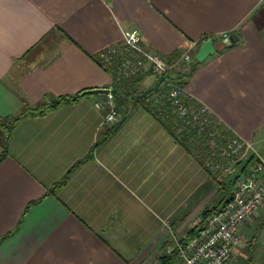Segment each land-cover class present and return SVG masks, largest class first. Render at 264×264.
Instances as JSON below:
<instances>
[{
	"label": "crops",
	"instance_id": "obj_1",
	"mask_svg": "<svg viewBox=\"0 0 264 264\" xmlns=\"http://www.w3.org/2000/svg\"><path fill=\"white\" fill-rule=\"evenodd\" d=\"M132 28L167 59L200 42L195 57L211 39L218 50L185 78V91L264 159V0H0V119L22 98L93 92L13 130L0 161V264H181L176 241L231 199L232 187L219 188L142 105H122L126 121L95 147L110 125L94 90L114 85L98 55ZM224 33L239 40L225 48ZM238 232L230 264H264V196Z\"/></svg>",
	"mask_w": 264,
	"mask_h": 264
},
{
	"label": "built area",
	"instance_id": "obj_2",
	"mask_svg": "<svg viewBox=\"0 0 264 264\" xmlns=\"http://www.w3.org/2000/svg\"><path fill=\"white\" fill-rule=\"evenodd\" d=\"M123 42L107 47L99 55L101 67L115 82L136 79L140 76H160L164 80L157 92L146 97V103L162 120H171L179 138L204 140L209 157L204 161L212 176L218 174L234 177L231 199L221 210L212 212L206 225L187 241H176L175 253L181 264H230L235 250L241 245L240 225L252 218L264 196V159L247 141L220 131L222 124L202 105L192 104L185 88L172 78L173 72L190 69L193 50L200 42L191 43L174 59H167L148 51L142 44L143 36L138 28L122 32ZM227 33L221 34L224 39ZM211 39L201 41V44ZM95 106L105 109L104 124L114 125L120 113L112 93ZM227 130V129H226ZM240 162L230 173V169ZM239 165L243 167L239 172ZM218 181H221L217 178Z\"/></svg>",
	"mask_w": 264,
	"mask_h": 264
},
{
	"label": "trees",
	"instance_id": "obj_3",
	"mask_svg": "<svg viewBox=\"0 0 264 264\" xmlns=\"http://www.w3.org/2000/svg\"><path fill=\"white\" fill-rule=\"evenodd\" d=\"M228 48V47H225ZM220 52V51H218ZM191 75L190 69L186 72H173L172 78L176 80L181 86H185L186 79ZM145 78V76H140L136 79H130V80H124L115 82L113 80V90L112 93L114 95L115 101L116 99L120 101L121 105L129 106V105H142L163 127L164 129L174 137L175 141L179 143L208 173V175L214 179V181L217 183L218 187L221 189H228L231 188L234 184V179L228 180V182L224 183L222 181H218L215 176H212V174L209 172V170L205 167L204 161L209 157V153L207 148L204 146V140L202 138H193L187 139V138H179L175 134L174 126L171 122V120H162L160 117L156 115V113L153 112L152 109L148 106V104L145 102L146 98L142 100H129V97L133 94H139L142 93L146 88L139 89L138 86L140 82ZM93 92H79L74 95H67V96H51L47 95L45 96L40 102H38L35 105H31L28 101L22 98V107L18 113H16L14 116H12L9 119H0V146H1V154H0V161H2L7 155H8V143L11 138V134L15 127L18 125L20 121L26 118H35L39 116H44L57 108L63 106V105H70L78 102L86 95L92 94ZM151 94H149L147 97H149ZM103 97H105L103 95ZM122 98V99H121ZM123 103V104H122ZM116 106L117 102H115ZM192 104L197 106L199 103L195 100H192ZM128 108H126L125 115L119 119V121L110 126L108 129H105L100 135L98 136V140L95 144V147H101L105 142H107L123 125V123L126 121L128 115H129ZM220 129L227 134H231L224 126H221ZM93 151V150H92ZM92 151H90L84 158L78 160L64 175V177L56 182L52 187H50L47 191V194L55 195L56 191L64 186L68 180L70 179L71 175L84 163L89 161L92 158ZM36 202H32L29 206L34 204ZM26 208V209H27ZM218 210L217 207L213 206L210 208H206L204 212L202 213V219L200 223L194 227L191 231V234L197 232L198 230L202 229L206 225L207 218L209 215ZM176 254V253H175ZM129 264V263H128Z\"/></svg>",
	"mask_w": 264,
	"mask_h": 264
},
{
	"label": "water",
	"instance_id": "obj_4",
	"mask_svg": "<svg viewBox=\"0 0 264 264\" xmlns=\"http://www.w3.org/2000/svg\"><path fill=\"white\" fill-rule=\"evenodd\" d=\"M239 40V37L235 33L229 34L226 38H224L221 41V45L223 47H230L233 44H235ZM218 49H216L215 44L212 41H206L203 43L199 49L198 52L196 53L194 57V61L190 67V72H193L207 57L213 55ZM164 80L163 76L158 77L152 85H150L148 88H146L142 93L139 94H133L129 97V100H142L146 98L149 94L157 92L160 84ZM110 90L109 89H96L94 90V93L96 94H103L107 95L109 94ZM240 162L236 163L231 169L230 173H232L235 169V167L239 164Z\"/></svg>",
	"mask_w": 264,
	"mask_h": 264
},
{
	"label": "rangeland",
	"instance_id": "obj_5",
	"mask_svg": "<svg viewBox=\"0 0 264 264\" xmlns=\"http://www.w3.org/2000/svg\"><path fill=\"white\" fill-rule=\"evenodd\" d=\"M122 99V98H121ZM116 102H117V105H118V111L120 112L121 111V107H122V105L120 104L121 102L120 101H118L117 99H116ZM146 102V101H145ZM123 104V103H122ZM220 131H222V130H220ZM175 132V131H174ZM243 166L242 165H239L238 166V168H237V172H239L240 170H241V168H242ZM236 175V174H235ZM235 175H232V176H225V175H222V174H218L217 175V178H219L222 182H224V183H226V182H228V180H232V179H234V177H235ZM232 188H233V186H232Z\"/></svg>",
	"mask_w": 264,
	"mask_h": 264
}]
</instances>
